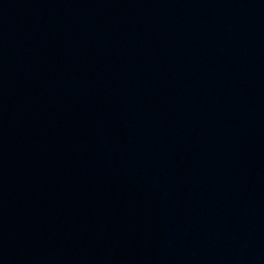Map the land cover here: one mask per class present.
<instances>
[{
	"label": "water",
	"instance_id": "95a60500",
	"mask_svg": "<svg viewBox=\"0 0 264 264\" xmlns=\"http://www.w3.org/2000/svg\"><path fill=\"white\" fill-rule=\"evenodd\" d=\"M0 264H264V0H0Z\"/></svg>",
	"mask_w": 264,
	"mask_h": 264
}]
</instances>
